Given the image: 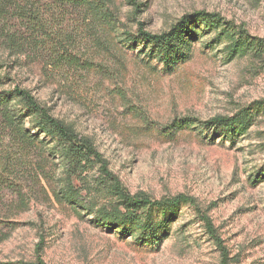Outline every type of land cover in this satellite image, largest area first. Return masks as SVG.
Segmentation results:
<instances>
[{"label": "rangeland", "instance_id": "rangeland-1", "mask_svg": "<svg viewBox=\"0 0 264 264\" xmlns=\"http://www.w3.org/2000/svg\"><path fill=\"white\" fill-rule=\"evenodd\" d=\"M115 1L127 30L157 34L203 11L264 39V0H134L137 12L127 0ZM118 40L92 27L78 36L79 57L89 68L51 73L35 60L19 79L93 140L130 193L183 195L196 200L197 212L181 207L158 251L136 248L62 207L22 155L15 164L24 179L16 188L24 195L0 191V263L30 262L39 254L46 264H264V179H250L264 174V59L228 62L222 44L203 38L188 63L166 74ZM254 102L263 109L235 145L178 127L184 119L229 117Z\"/></svg>", "mask_w": 264, "mask_h": 264}, {"label": "trees", "instance_id": "trees-1", "mask_svg": "<svg viewBox=\"0 0 264 264\" xmlns=\"http://www.w3.org/2000/svg\"><path fill=\"white\" fill-rule=\"evenodd\" d=\"M127 3L137 12L139 5L134 0ZM119 15L115 0H0V191L5 188L19 198L24 195L22 188H16L24 174L17 175L15 164L16 157L24 155L62 207L86 216L93 227L118 240L158 251L183 215L181 207L197 212L196 200L183 195L154 199L142 191L130 193L109 169L93 140L55 116L52 107L23 85L20 71L35 60L51 73L89 68L91 63L82 64L79 57L78 36L92 27L110 30L126 49L138 51L142 61L166 74L188 63L203 38H209L210 45L222 44L228 62L247 55L264 59V39L251 38L240 26L203 11L185 15L157 34L141 27L125 29ZM262 107V102H254L229 117L199 123L184 119L178 127L191 128L198 137L210 136L211 141L219 137L235 145L248 133ZM250 179L254 184L264 179V174L257 172ZM201 217L215 239L209 220ZM11 264L46 263L37 254L33 261Z\"/></svg>", "mask_w": 264, "mask_h": 264}]
</instances>
